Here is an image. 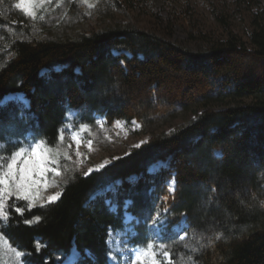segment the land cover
I'll return each instance as SVG.
<instances>
[{"label": "trees", "instance_id": "trees-1", "mask_svg": "<svg viewBox=\"0 0 264 264\" xmlns=\"http://www.w3.org/2000/svg\"><path fill=\"white\" fill-rule=\"evenodd\" d=\"M231 2L239 9L255 0ZM18 3L0 0V156L6 161L29 134L55 147L69 110L88 125L96 116L108 125L136 120L141 133L150 135L87 175L63 165L61 194L53 203L6 200L0 233L24 253L25 264H61L73 248L80 256L77 264H107L108 232L124 230L125 212L135 219L131 242L144 247L147 225L164 197L170 199L167 228L153 244L162 264H168L163 251L171 264H264V26L259 18L243 41L206 0L224 27L212 36L202 31L193 7L169 0L167 16L151 26L100 23L88 33L67 34L53 33L42 21L53 34L48 37L38 35L41 28L28 31L20 24ZM69 6L78 7L73 0ZM176 24L188 40L174 39ZM15 93L24 95L28 107L1 104ZM214 104L224 107L215 110ZM177 117L180 125L162 128ZM169 158L168 168L149 171ZM171 178L173 193L167 189ZM182 216L183 238L172 229ZM160 244L164 249L156 247Z\"/></svg>", "mask_w": 264, "mask_h": 264}, {"label": "rangeland", "instance_id": "rangeland-1", "mask_svg": "<svg viewBox=\"0 0 264 264\" xmlns=\"http://www.w3.org/2000/svg\"><path fill=\"white\" fill-rule=\"evenodd\" d=\"M23 0L20 10L23 12L24 20L20 22L28 31L38 30L40 36H53L50 32L42 28V21L46 27L53 28V33L62 31L70 33H88L90 28L112 24H135L139 27L149 26L156 21V18L166 17L169 9V0H73L78 7L70 8L71 0ZM177 3H187L194 8V13L198 17V24L204 33L212 36L220 35L224 32V27L215 19L206 6V0H173ZM218 10L226 17L227 27L241 37L243 41L249 40V31L252 21L259 18L264 26V0H255L252 4L244 3L239 9L233 5L232 0H212ZM18 5H21L19 0ZM70 9V10H69ZM151 26V25H150ZM20 37V35H17ZM48 36V37H49ZM188 33L180 25L174 26V39L182 42L188 40ZM186 43V42H184ZM188 45L192 46L191 42ZM114 53L117 54L116 51ZM42 70L41 72H46ZM8 101H13L22 107L27 106V102L22 93L8 95ZM250 99H245L249 101ZM224 105L214 104L211 108L215 110L223 109ZM187 116L190 112H187ZM182 123L181 117L175 118L172 123H167L162 128L166 131L174 129ZM140 123L132 120L131 123L116 120L112 125L96 116L95 122L91 125L80 123L75 120V112L68 111L64 124L61 128L59 142L55 147L48 146L43 140L34 138L31 134L26 136V142L22 146L26 149L25 154L15 165L17 181L23 175L27 181L25 192L27 199L23 198L25 192H17L16 185L12 180H6L5 184H0V189L4 190V208L6 200L16 197L28 202L30 206L48 203L50 198L61 194V168L63 165L71 166L78 172L87 175L109 164L113 160L126 155L134 147L145 143L149 139V134L141 133ZM34 143L39 147L34 151L30 147ZM219 155L218 151H215ZM8 159L5 161V164ZM164 164L159 162L150 167L151 172L158 171ZM7 169H4L6 172ZM167 189L170 193V182ZM114 184L108 185L98 193L111 189ZM10 193V194H9ZM60 196V195H59ZM163 204L157 209L161 219L165 220L168 205V197H164ZM56 201V200H55ZM4 218V216H1ZM132 218L125 214V228L121 231L108 232L107 245L109 253L107 264H134L132 255L136 253L144 264H151V252L145 256L144 251L149 243H158L161 240V231L147 225L148 234L143 237L147 244L144 247L136 246L131 242V236L136 235L132 230ZM185 216L173 227V230L180 231L184 227ZM180 237L184 233L180 232ZM152 252L154 250L152 249ZM24 253L12 248L6 238L0 233V264H25ZM76 253L71 252L61 264H75ZM164 257V256H163ZM74 261V262H73Z\"/></svg>", "mask_w": 264, "mask_h": 264}, {"label": "snow or ice", "instance_id": "snow-or-ice-1", "mask_svg": "<svg viewBox=\"0 0 264 264\" xmlns=\"http://www.w3.org/2000/svg\"><path fill=\"white\" fill-rule=\"evenodd\" d=\"M23 0H21V5H17L18 7L22 6ZM24 113H21V118L23 117ZM33 151L39 147V144L34 143L33 145L30 146ZM26 149L23 147H18V150L13 152L11 156L8 158V162L5 164V158L3 156H0V184H5L6 180H12L13 183L16 185V190L17 192H25V188L27 186V181L23 175H21V178L19 181L15 179L16 177V167L15 165L20 161V158L25 154ZM7 169L6 172H4V169ZM174 184V181H173ZM174 190V189H170ZM10 194V193H9ZM60 194H57L55 197L50 198V203L55 202L59 198ZM3 196H4V190L0 189V216H4L7 218V214L4 209V202H3ZM27 199V193L25 192L24 197ZM131 201H126L125 204L126 206L130 204ZM16 211L18 213H23L24 209L22 208H16ZM167 211V209H165ZM25 223H31V221H25ZM150 227L157 229L158 231H163L164 229L167 228V221L161 219L160 214L157 213L155 217L152 218L150 222ZM154 245L152 243H149L147 245V249L144 251V255L147 256L151 252V264H162V262L158 259H156V254L155 252H152ZM158 249H164V245L160 244L156 246ZM163 256L165 260L168 261V264H171L170 260H168L169 253L167 251H163ZM139 258V255H138Z\"/></svg>", "mask_w": 264, "mask_h": 264}, {"label": "bare ground", "instance_id": "bare-ground-1", "mask_svg": "<svg viewBox=\"0 0 264 264\" xmlns=\"http://www.w3.org/2000/svg\"><path fill=\"white\" fill-rule=\"evenodd\" d=\"M6 99H9V97H6L5 100ZM170 188L174 189L173 181L170 182ZM132 260H133L134 264H144V262L138 258V255L136 253H134L132 255Z\"/></svg>", "mask_w": 264, "mask_h": 264}, {"label": "water", "instance_id": "water-1", "mask_svg": "<svg viewBox=\"0 0 264 264\" xmlns=\"http://www.w3.org/2000/svg\"><path fill=\"white\" fill-rule=\"evenodd\" d=\"M168 161H169V160H168ZM168 161H167V162H168ZM166 167H167V166H166ZM174 185H175V181H174Z\"/></svg>", "mask_w": 264, "mask_h": 264}]
</instances>
